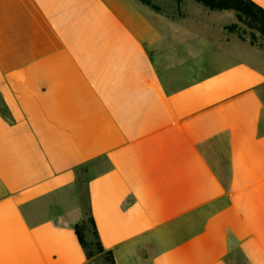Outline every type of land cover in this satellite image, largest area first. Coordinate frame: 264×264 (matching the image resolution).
Listing matches in <instances>:
<instances>
[{"label": "crops", "instance_id": "crops-1", "mask_svg": "<svg viewBox=\"0 0 264 264\" xmlns=\"http://www.w3.org/2000/svg\"><path fill=\"white\" fill-rule=\"evenodd\" d=\"M150 1L0 0V264H264V51Z\"/></svg>", "mask_w": 264, "mask_h": 264}, {"label": "trees", "instance_id": "trees-1", "mask_svg": "<svg viewBox=\"0 0 264 264\" xmlns=\"http://www.w3.org/2000/svg\"><path fill=\"white\" fill-rule=\"evenodd\" d=\"M146 3L145 0H140ZM212 11H232L236 22L224 28L228 34H236L241 40L248 38L249 43L264 51V43L258 41L257 36L264 40V9L253 3L251 0H194ZM249 32L246 36V32ZM89 223L88 232L93 238V241L88 243L86 240V225ZM75 233L78 241L81 244L87 259L93 260L102 259L108 264H114V259L110 251H105L101 246L95 231L93 219L87 214V217L80 223L75 225Z\"/></svg>", "mask_w": 264, "mask_h": 264}, {"label": "rangeland", "instance_id": "rangeland-1", "mask_svg": "<svg viewBox=\"0 0 264 264\" xmlns=\"http://www.w3.org/2000/svg\"><path fill=\"white\" fill-rule=\"evenodd\" d=\"M138 1H140V0H138ZM146 2H150L151 3V1L149 0H145ZM140 2H142V1H140ZM142 3H144V2H142ZM160 4L162 5V6H166V5H168L167 4V0H160ZM174 13V12H173ZM219 21H220V23H229L230 21L232 22V23H235L236 22V19L234 18V21H233V15L232 16H230V15H224V16H222L220 19H219ZM231 23V24H232ZM248 34H249V32L247 31L246 32V36H248ZM233 35H235L236 37H237V35L236 34H233ZM238 38V37H237ZM240 39V38H239ZM257 39H258V41H260V42H262V43H264V40L263 39H261L259 36H257ZM241 40V39H240ZM241 41H246V42H248L249 43V40H248V38L246 39V40H241ZM250 44V43H249ZM256 47V46H255ZM260 49V48H259ZM89 228H90V225H89V223H87V225H86V230H87V235H86V240L88 241V243H90V242H92L93 241V238H92V236L90 235V232H88V230H89ZM97 261H95L96 263H98V264H108V262H104V261H102V259H96Z\"/></svg>", "mask_w": 264, "mask_h": 264}]
</instances>
